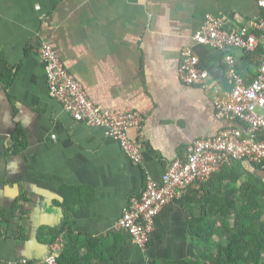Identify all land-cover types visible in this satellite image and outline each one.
Returning a JSON list of instances; mask_svg holds the SVG:
<instances>
[{"label":"crops","instance_id":"obj_1","mask_svg":"<svg viewBox=\"0 0 264 264\" xmlns=\"http://www.w3.org/2000/svg\"><path fill=\"white\" fill-rule=\"evenodd\" d=\"M256 2L0 0V235H11L0 244V264L45 261L51 254L45 233L64 223L74 238L99 242L94 250L106 259L98 264L197 259L189 237V198L196 185L161 210L144 252L114 228L145 176L160 183L166 165L182 159L195 140L246 128L216 116L213 90L229 89L225 52L195 45L193 36L207 15L221 18L228 29L262 17ZM42 43L53 48L95 106L141 115L140 126L128 132L145 145L141 164H133L104 129L75 121L49 96L36 51ZM185 47L193 48L212 90L179 79ZM229 53L250 82L263 52ZM231 166L217 172L225 186L236 175L227 177ZM238 167L234 186L264 184V166L242 161ZM34 227L46 247L26 243Z\"/></svg>","mask_w":264,"mask_h":264},{"label":"built area","instance_id":"obj_2","mask_svg":"<svg viewBox=\"0 0 264 264\" xmlns=\"http://www.w3.org/2000/svg\"><path fill=\"white\" fill-rule=\"evenodd\" d=\"M256 3L264 12V0H257ZM193 43L225 52L223 63L229 89L223 92L213 90L216 116L240 122L246 128H226L214 138L195 140L187 146L182 159L166 165L160 183L145 176L142 191L130 198L114 228L127 234L143 252L155 218L173 200L183 198L192 187L206 183L213 174L233 161L264 166V18L228 29L221 18L207 15L193 36ZM259 48L263 50L262 60L256 75L248 82L239 73L229 52L250 54ZM36 51L45 66L49 96L59 102L75 121L104 129L105 137L116 142L133 164H141L145 145L128 136L130 129L138 128L142 123L141 115L137 112L101 110L90 101L49 44H40ZM179 79L185 85L212 90L208 83L209 74L199 67L192 47H185L181 52ZM61 246L60 241L52 244L51 254L44 263L55 264Z\"/></svg>","mask_w":264,"mask_h":264},{"label":"trees","instance_id":"obj_3","mask_svg":"<svg viewBox=\"0 0 264 264\" xmlns=\"http://www.w3.org/2000/svg\"><path fill=\"white\" fill-rule=\"evenodd\" d=\"M239 162L242 161H233L229 165L233 166L227 177L236 174L231 186L221 184V178L215 173L191 193L189 237L197 259L155 264H264V184L256 181L234 186ZM227 167L219 172L224 173ZM64 225L45 233L47 244L60 241L62 245L55 264H98L106 259L94 250L98 241L74 238ZM9 238L11 235H0V244ZM16 238L27 239L21 234ZM24 261L13 264H45Z\"/></svg>","mask_w":264,"mask_h":264},{"label":"water","instance_id":"obj_4","mask_svg":"<svg viewBox=\"0 0 264 264\" xmlns=\"http://www.w3.org/2000/svg\"><path fill=\"white\" fill-rule=\"evenodd\" d=\"M37 227V226H36ZM36 227H34L32 230H31V236L29 237V240L26 242L27 244L28 243H36V244H38V245H40V246H42V247H46V246H43V245H41L39 242H38V239H37V229H36ZM24 257L25 258H28V259H31V257L30 256H28V255H24ZM41 259V258H40ZM40 259H37L38 261L40 260ZM40 261H44V260H40ZM39 261V262H40Z\"/></svg>","mask_w":264,"mask_h":264}]
</instances>
